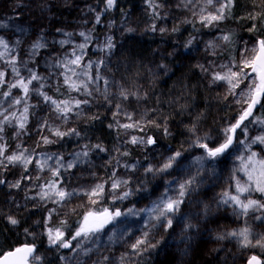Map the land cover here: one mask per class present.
Segmentation results:
<instances>
[{
  "label": "trees",
  "instance_id": "16d2710c",
  "mask_svg": "<svg viewBox=\"0 0 264 264\" xmlns=\"http://www.w3.org/2000/svg\"><path fill=\"white\" fill-rule=\"evenodd\" d=\"M12 1L0 0V8H5L9 4L4 15L0 13V33L7 38L14 48V52L11 53L17 54V60L19 58L24 60V51L27 50L30 58V62H27V64L30 69L34 70L39 67H45L50 62L53 65L56 64L63 52L57 56V51L56 56H53L52 52L56 51V47L59 44L56 45L57 42L55 43L52 35L54 31L65 28L62 20L65 21L66 14H63V17L59 16V13L63 11L61 6L53 0H18L19 2L17 3L19 5L16 2L12 3ZM173 1L115 0L112 8H107L106 0H71V4L79 8L97 6L104 10V15L98 25L91 28L95 36L102 37L105 34L106 28L104 25L109 20L118 24L125 17L133 19V24L139 28L136 35L124 38L120 46L119 34L115 33L113 35L114 41L117 43L116 46L118 45L115 55V75L127 88L142 92L145 95L144 106L150 123L141 132L144 138H154L156 144L153 146L163 152L179 151L183 157H188V146L193 137V134H191L193 132L190 129L194 128L195 133L199 134L211 135V132L216 133L217 137L211 142L216 143L221 139L220 134L217 135V133L233 122L240 113L225 96V92L221 87L219 88V86L210 84L207 81L203 68L206 55L203 56L199 54L200 51L190 49L189 41L195 40L199 36L213 35L216 32L222 34L223 32L222 35L225 33L230 39L227 41L226 49L220 57L233 58L238 52L239 43L242 39L247 38L250 42L255 43L257 39L264 38V0H234L230 11L226 13L227 18L223 20L225 22L210 25L209 27L203 26L196 20H190V23L181 22L177 25L173 23L168 33L157 29L152 30L153 28L148 27L149 23H155L156 26L159 23V15L157 13L159 11L154 9V4L159 3L161 9H165V5L171 4ZM15 3L19 6L17 14L11 13V6ZM8 13L10 16L12 15V18H17L15 21L17 22V28L12 26V20L3 19ZM178 13L179 11L172 9V14ZM245 14L248 15L247 18L242 20ZM249 15L254 16L255 19L250 18ZM233 24L238 25L239 29H235L238 27ZM19 29H23V31ZM241 32L243 33L240 34ZM40 38H42L41 42L45 46L40 48L35 56H30L32 44ZM17 41H19L18 44ZM173 46L174 48L179 46L178 50L174 49ZM65 50L67 51L68 49L65 48ZM112 52H114V49ZM183 53L185 54L183 55ZM86 57L95 58L97 56L88 49ZM64 71L63 67H60V70L56 67V72L59 73L57 77H60L62 81L61 79H56L53 85H51L52 75H47L48 81L46 83L48 85L47 91L49 92L47 94L54 99L57 98L56 100L72 99L73 93L66 86L61 85L63 83V75H60V73ZM77 72L79 73L80 71L78 70ZM50 73L52 74V72ZM68 74L70 75V73ZM9 77L11 78V75L8 73L7 78ZM100 84L97 82L95 85L102 89ZM57 89L60 90L57 91ZM5 91H7V86L0 88V98ZM47 91L44 90V92ZM110 94H113L112 89ZM21 95V93L18 94V96ZM92 97L94 98L93 95ZM94 99L93 102H89L86 111L87 117L75 126L79 135L64 138L60 143L45 149H39L35 146L36 152H54L67 155L78 146H82L87 150L99 146L107 152L113 151L119 140L120 130L116 123L110 119L111 109L110 107L108 109L109 103L107 100L104 98ZM18 106H16V109ZM12 108L14 109V107ZM227 108H230V111ZM7 109L8 111L5 115L13 111L10 108ZM33 111L34 109L29 108L27 114L32 115ZM71 115L69 113L68 117ZM256 115L264 116V110L257 112ZM227 116L228 118L226 119L225 117ZM0 120V123L3 124V118ZM165 128H167V133H165ZM238 135L241 137L239 132ZM5 136L7 143L12 144L13 131L10 129L6 130ZM125 152L127 155H124ZM146 154V150L124 145L118 151V158L126 164L136 161L144 165L146 163ZM231 156L232 154L226 158L225 163H229L227 161H229ZM194 166L195 164L193 167L190 166L193 170L191 169L192 173L191 171H188L189 173L186 172L187 176L196 174L198 166H195L196 169H194ZM12 175L13 171L7 173V177ZM104 175L108 176V171ZM5 176V174L3 176L0 175V178ZM204 177L205 173L201 172L198 181L202 180L203 182ZM58 178V176H54L46 179L45 184L57 181ZM9 197L11 198L12 195L8 194L6 186L0 184V252H8L23 244H34L37 253L42 248L43 238H39L36 242H30L25 239L24 233L25 230L32 231L36 229L40 231L45 222L47 208H30L27 211L19 210L14 207L16 203L13 200H8ZM12 198H15V196ZM253 198L264 200L258 195H254ZM71 205L78 211L68 216L63 224L53 222L50 225L64 230V238L66 240L70 239L74 234L78 221L83 215L82 206H78L77 202L71 203ZM105 205L107 207L110 206L107 197H105ZM127 205L128 203H122L115 207L124 211ZM206 213L208 214L187 212L184 222L186 230L181 229L180 236L172 231L169 232L168 236L165 234L163 248L158 249L150 258L151 261L142 258L138 264H245L252 254L264 256V253L259 254L255 251L258 247L242 248L237 243L236 238L227 235L244 227L251 229L253 237L264 235V220H256L254 217L258 215L255 212L250 211L247 216L240 219L231 216L225 209L216 213ZM212 213L216 215L212 216ZM9 216L17 219L18 224L12 225L9 223ZM204 216L208 217L206 222L203 221ZM146 220L142 219L132 224L134 236L140 238L143 235V231L147 230L149 231L147 239H156L157 230L151 225H149L148 229H145ZM154 222L152 221L153 224ZM222 236L225 238L220 239ZM160 240L163 241V237ZM166 241L168 242L165 244ZM73 243L72 241V245ZM66 249L55 247L51 251L52 260L46 261L42 258V264H56L57 259L62 254L66 255L70 252Z\"/></svg>",
  "mask_w": 264,
  "mask_h": 264
},
{
  "label": "rangeland",
  "instance_id": "374dc122",
  "mask_svg": "<svg viewBox=\"0 0 264 264\" xmlns=\"http://www.w3.org/2000/svg\"><path fill=\"white\" fill-rule=\"evenodd\" d=\"M53 1L59 4L63 9V11L59 13V16L63 17V14H66V17L64 18L65 21L62 20V22H64L65 24V28L54 31L52 35L54 36L55 43L57 42L56 45L59 44L56 47V51H53L52 54L53 56H56V52L58 51V56L61 52H63L59 56L60 59L58 61H65L66 58H75L74 56H72L73 52H75L77 55H81L82 53V67L76 68L75 65H70L71 68H73L76 72L78 70L81 72L84 70V66H86L88 63H91L92 68L87 69L89 75H95L97 68L99 69V73L103 77V79L100 80V82L98 83H101L100 85L102 89H100L96 85H90V87L93 88L92 95L94 96V98H104L107 100V102L109 103L108 109L109 107L111 109L110 119L114 121L117 127L119 128L120 137L118 142L116 143L115 149L111 152H107L104 149L103 151H101V147L97 146L92 148L91 150H87L82 146H78L70 154L67 155L54 152H36L35 146H37V148L39 149H45L47 147H52L60 143L64 138L74 136L75 134L66 135L62 138L57 137L53 134L51 130H76V124L87 117L86 111L89 106V103L86 105H81L79 109L73 108V112L70 113L72 115L68 117L67 120H65L63 117H58L57 113L54 111V107L49 104H46L43 101V97L37 95L35 92L30 93V98L26 100L28 109L31 108L34 109V111L32 115L26 114L28 119L25 122L24 129H20L17 126L15 120H12L11 123L7 124L0 123V127H3V131L0 132V145H3L6 149L5 154H19L20 151L27 150L25 152V155L30 156L33 161L32 163L27 165V171H25L24 166L20 164L9 165L7 169L0 168V175H6L2 179L7 182L4 185L7 188L8 194L12 195V197L15 196V198L9 197L8 200H13L14 203H16L14 207L19 210L27 211L30 208H47L45 222L43 223L42 228H40V231L34 229L32 231H25L24 233L25 239H28L30 242H36V240H38L39 238H43L42 248L37 252V254L40 256V260L36 261L35 264H42V258H44L46 261L52 260L51 251L55 249V247L50 246L47 231L49 227H52L50 225L53 222L62 224L61 222L64 223L68 216L78 211V209L74 208L71 203L77 202L78 206H82V214L86 213L90 208L94 210L102 206L101 204L92 205L89 202V198L84 195L86 191L95 187V185L99 183L106 182L105 197H107L110 205L108 207H115L116 205L122 203H128L125 210L122 212H128L129 209H132L133 211L137 212L138 215L122 216L121 218H119L118 221L114 222V224L108 225L104 228L102 233L98 234L100 238L96 243H91L89 240L84 242L79 248H77V241L73 240V248H75L76 250L73 251V248H67L66 250L70 252L66 255L62 254L60 258L57 259L56 264H138L139 260L142 258H146L147 261H151L150 258L158 251V249L163 248L165 234L168 236L169 232L172 231L180 236L181 229L186 230V228L184 227L185 215H187V212L189 211H191V213L197 214V212H200L202 214L204 213L207 215L208 213L206 212L216 213L217 211L225 209L230 213L231 216H235L237 219L244 217L236 214L239 209H234L229 205H224L220 203L221 194L224 191H234L236 179L244 177L243 170L241 169V161L237 157L246 155V152L244 151L243 145L236 144L233 146L232 149L229 150V153H226L224 156L218 158L217 161L211 162L215 165V167L209 166L208 163L205 164V169L204 171H202L205 173L203 182L200 183L198 181V183L195 185L196 190L190 192L189 195L185 197V203L181 205L180 212L177 213L175 218L173 219L172 227H155V230H157V238H150L149 240L155 246L148 247V249L146 251H143L140 255L132 254L131 245L135 243L137 239V237L134 236L135 234L132 229V224L137 223L142 219H147L145 212L142 210L150 208L155 201L159 200L161 196L164 195L165 191L169 189L170 186L174 189L176 187V181H182L186 177H188L186 175V172L191 171L192 173V167L194 165L195 157L200 155L202 150L196 147H192L194 133H191L193 134V137L188 146V157H183L181 155V157L177 161V164L174 165L172 169H169L168 172L159 173L155 175H153V173L146 172V168L149 165L154 167L160 165L163 161L167 159L168 156L173 155L175 151H170L167 153L161 151V149L154 147L153 145L145 146L141 144H132L130 142L133 136H136L138 138L144 137L141 132L149 125L150 122L148 121L144 106L145 95L142 92L140 93L139 91L127 88L115 75L114 65L116 63L115 55L118 45L116 46L117 43L114 41L115 38L113 35L115 33L119 34L121 41L119 42L120 46L124 38L136 35V33H138L139 31V28L135 24H133L134 21L132 18L125 17L118 24L113 22L112 20H109L104 25L106 28L105 34L102 37L95 36L91 28L98 25V23L96 22V17L97 15H99L101 19L104 15V10L100 9L97 6H90L85 8L72 6L71 0ZM13 2L17 3L19 1L13 0L12 3ZM16 3L11 6V13L13 14H17V10L19 7V3H17L18 5ZM157 5H159V3L154 4V9L159 11L157 12L159 15V23L157 26L155 23H150L147 26L153 28L152 26L154 25L155 29L159 31L163 28L165 29V31L163 32L167 33L170 31L173 23L177 25L181 22L190 23V20H196L198 23L202 24L201 16L207 15L209 12H214L215 7V4L213 6H207L206 0H192V3H188V0H174L171 4L166 5L165 9H161L160 5L159 7H156ZM6 7L0 8V13L2 15H4ZM201 8H204L203 13L201 12L202 14L200 13ZM172 9H174L175 11H179V13L175 15L172 14ZM247 16L248 15L245 14L242 20H245ZM249 17L251 18L253 16L249 15ZM3 19H6L7 21L12 20V26L14 28L18 27L16 24L17 22H15L17 18H12V15L10 16L9 13L6 14ZM223 20L219 21L218 23H222ZM214 24L217 23L214 22L210 25ZM202 25L205 26L204 24ZM210 25L205 27H209ZM128 29H131V31H129ZM81 32L85 33V35L89 37L87 41H85L84 37L80 35ZM1 34L2 33H0V37L5 39L9 43L7 38ZM221 35L222 34L216 32L213 35L199 36V38L196 37L195 40L191 41L189 48L200 51L199 54L203 56L206 55L205 65H203V68L207 81L213 85H217V83H219L218 86H220L224 90L225 96L240 112L242 106L236 104L234 98L228 94V86L223 82L213 83L211 79V73L214 71H221V65H228L229 63H238L241 58V55L246 54L244 53V49H251V47L255 43L250 42V40H248L247 38L242 39V41H240L239 43V49L237 54L233 58H228L226 62V58L223 59L219 57L225 51L227 46V41H222V39H219L220 37L224 36ZM108 37H111V43L113 45L111 49H108L106 47V41ZM218 39L221 42H218ZM212 40H214V42H212ZM61 41H64V43L62 44ZM222 42H224L225 44ZM210 43L211 45L214 43L215 46L212 48L209 47ZM219 43L221 45L217 46V44ZM81 44L85 45L83 49L79 47V45ZM9 46L12 49V52H14V48L10 43ZM89 47L91 52L94 53L97 57H86V51L89 49ZM65 48L68 50L66 51ZM113 49L114 52H112ZM0 51H2V49H0ZM7 55L8 54H6V57ZM10 55L16 56L17 54L11 53ZM215 59L216 61H220L223 64L216 62ZM18 61L30 62L27 50L24 51V60L22 58H19ZM0 62L3 63H0V69L5 70L11 75V78H7L10 83L14 79L11 73V69L9 65L4 63L3 61ZM225 62L228 64H226ZM218 63L221 65L218 66ZM18 66L21 67L22 74L27 76V70L19 64ZM27 68H29L28 64ZM57 68L60 70V67ZM38 69L35 71L40 76L46 78L45 87L43 91L48 88V85L46 83V81H48L47 75H52L51 85L54 84V80L61 79L60 77H57V74L59 73L56 72V67H53V64L51 62L49 65L42 68L39 67ZM205 69H207L208 71H205ZM223 70L226 71L227 69ZM50 72H52V74ZM104 80L108 81L107 85H105ZM61 85L66 86L64 84V76L63 83ZM243 87L244 85L242 84L241 88ZM111 89L113 90L112 95L110 94ZM11 91L12 96L9 97L8 100L12 99L13 97H19L18 94L21 93L20 90L17 88H13ZM69 91L72 90L69 89ZM121 91L127 93V99H124V97L120 95ZM237 91H239V89H237ZM72 93V98H77L81 100L88 99L90 103L95 100L92 95L84 96L75 91H72ZM8 100H6L4 96L0 98V112H4V114L7 113L5 112V108H9ZM16 106L17 105L14 106V109H16ZM23 107L24 104H21L16 110H14L12 107L10 109L13 110L12 112L16 113L17 117H19L23 112ZM76 113H79V115H77ZM129 115L132 117L131 120L128 119ZM0 119L2 118L0 117ZM9 119L11 120L12 117L9 116ZM44 122L47 123L44 127H42L41 125L44 124ZM123 124H134V127L125 129L121 127V125ZM8 129L12 130L14 134L12 144H8L6 141L5 131ZM260 131L261 129L257 125H249V137L255 136ZM220 133L221 131H219L217 135ZM195 135L200 137H209L210 142H213V140L217 137L216 133L214 132H211V135H206L204 133H195ZM43 137H47L51 142L45 144L42 139ZM240 138L244 139L242 134ZM124 145H130L135 148L146 150V163L144 165H141L136 161L128 164L122 162L118 158V151L121 150ZM252 149L254 151H257L261 155H264V149L258 147L257 145H252ZM85 151L88 152V155L86 157L81 156L79 158V161L76 162L75 166L72 168L66 169L64 167H60L57 164L58 158L60 159V164L66 165L67 163L76 160L77 153H82ZM230 154H232V156L231 158H229V161H227L229 162L227 164L225 163L226 158ZM46 158L47 163L45 164L43 170H41L38 165L44 164ZM125 165H136V167L134 169H130L128 167H125ZM195 166L198 165L195 164ZM195 166L194 169H196ZM57 169H59V178L57 180L58 187L63 188L67 192L75 193L62 204H56L50 199L41 200L38 195L41 191H48V188L46 187V185L48 184H45V180L57 176L54 175V172ZM9 171H13V175L7 177V173ZM107 171L108 176H105L104 174ZM113 171H115L116 176L119 179L128 180V185L126 187L127 190L131 191L132 194L124 200L117 199L113 202L114 195H117L118 193H112L108 191V186L111 184L110 174ZM22 176L30 177V179L22 180ZM244 179H246V177H244ZM17 181H20L19 188H14L10 186L11 184L16 183ZM241 182L243 183L244 180H241ZM199 187L201 188L199 189ZM123 190L124 188H122L120 191L122 192ZM168 195L174 196L175 191H168ZM254 195L260 196L259 193H255ZM262 198L264 199V197ZM103 206H106L105 198ZM50 209H55V211L52 213L51 220L48 219ZM255 213L260 216L264 214V210L257 211ZM214 215L216 214H213L212 216ZM207 218V216H204L203 221L206 222ZM61 231H63L65 234L64 230L61 229ZM121 232H123V236L120 235ZM109 236L113 237L111 241H109L108 239ZM162 237L163 241L160 240L162 239ZM167 242L168 241H166L165 244ZM87 249H91V251H87V253L85 254V250ZM255 251H257V253L259 254L264 253V249H261L259 247ZM61 257H64L65 259L62 260ZM105 257H108V259L105 260ZM122 257H124L123 260L121 259Z\"/></svg>",
  "mask_w": 264,
  "mask_h": 264
},
{
  "label": "snow or ice",
  "instance_id": "6c2138e0",
  "mask_svg": "<svg viewBox=\"0 0 264 264\" xmlns=\"http://www.w3.org/2000/svg\"><path fill=\"white\" fill-rule=\"evenodd\" d=\"M188 3H192V0H188ZM234 0H206L207 6H213L214 12H209L207 15L201 16V23L205 26L218 23L219 21L227 18V11H230ZM115 4V0H106L107 8H112ZM156 7H159L157 5ZM204 9H201L203 13ZM255 19V17H251ZM96 22H100V17L97 15ZM6 26V25H4ZM254 27V26H253ZM23 31V29H19ZM131 31V29H128ZM155 26L153 25V29ZM175 30V29H174ZM160 31H165V29H160ZM81 36L84 37L85 41L89 39L85 33L81 32ZM224 41H228L230 37L224 35L220 37ZM42 38L38 39L32 44L31 56H35L38 50L45 45L41 42ZM19 41H17V44ZM63 44L64 41H61ZM191 43V41H189ZM81 49L85 47L84 44L79 45ZM106 47L111 49L113 47L111 43V37L107 38ZM209 47H214V45H209ZM0 61H3L9 65L11 73L14 79L9 83L7 79L8 73L5 70L0 69V88L7 86V91L3 92V96L6 100L12 96V89L17 88L21 92V96L13 97L8 100V107H14L15 105L24 104L23 112L21 116L17 117L15 112H11L9 115L12 119H9L8 115L4 112H0V117L3 118V123H11L15 120L17 126L20 129H24L25 122L27 121L28 106L26 100L30 98V93L35 92L37 95L43 97V101L54 107V111L57 113L58 117H63L65 120L68 118V114L73 112V108L79 109L81 105H86L89 103L88 99H77L72 98L71 100H56L50 97L46 92L43 91L45 87V77L40 76L34 69L27 68L26 61H18L15 55H10L12 49L9 43L0 37ZM244 53L238 63H229L228 65H221V71H214L211 73L212 82H223L228 86V94L231 95L235 103L241 105V111L239 115L234 119L233 122L229 123L226 127L221 129V139L216 143H211L209 137H200L195 135V129H190L194 133V138L192 140V147L201 149V154L195 157L194 164L199 167L196 169L195 175H189L182 181H176V187L173 189L171 186L167 189L163 196L157 201H155L152 206L148 209L142 211L145 212L147 220L145 221V229L151 227H166L171 228L173 225V219L176 214L180 212L181 205L185 203V197L189 195L190 192L195 191V185L198 183V177L201 172L205 169V164L208 163L209 166L215 167L211 162L217 161L218 158L229 153V150L233 148L234 145H243L246 155L238 156L237 158L241 161V169L243 170L244 177L236 179L234 191H224L221 194L220 203L224 205H229L234 209H239L236 213L239 216H247L249 212H257L264 210V200L253 198L255 193H259L261 197H264V155H261L257 151L252 149V145H257L258 147L264 149V116L256 115L257 112L264 110V38H259L256 40L255 44L251 49L245 48ZM6 54L7 57H6ZM74 59H65V61H58L53 67H63L64 72L60 75L64 76V84L72 91L78 92L84 96H91L93 88L90 85H95L97 82L103 79L97 68L95 75H89L87 69L92 68V64L88 63L84 66V70L77 73L70 65H75L76 68H81V55H77L75 52L72 53ZM102 63V62H101ZM23 66L28 75L25 76L21 72V67ZM223 69H227L224 71ZM205 71H208L205 69ZM70 73V75L68 74ZM76 77V79H73ZM86 77V79H85ZM35 82V84H34ZM105 85L108 81L104 80ZM244 85L241 88V85ZM239 89V91H237ZM98 90V89H96ZM59 91V89H57ZM121 96L124 99L128 98L126 92L121 91ZM8 109L5 108V112ZM79 115V113H76ZM128 119L131 120L132 117L129 115ZM47 122H44L41 126L44 127ZM154 123V122H153ZM257 125L261 131L255 136L249 137V125ZM121 127L125 129L133 128L134 124H123ZM3 131V127H0V132ZM53 134L57 137H63L66 135H79L75 129H70L69 131H60L59 129L51 130ZM238 132L242 134L244 139H241ZM165 133H167V128H165ZM43 142L45 144L51 141L47 137H43ZM132 144L141 145H154L156 140L152 137H136L133 136L130 141ZM99 147V146H97ZM103 151V149H100ZM27 150H22L17 153L5 154L6 149L3 145H0V168L7 169L9 165L20 164L23 165L25 171H27V165L32 163L30 156H26L25 152ZM88 152H82L76 154V160L69 162L66 165L60 164V159H57V164L60 167L72 168L75 163L79 161L81 156L86 157ZM124 155H127L125 152ZM182 153L177 151L173 155L167 157L158 166L149 165L146 168V172L159 174L168 172L172 169L174 165L177 164L178 159L181 157ZM47 163V158L44 164H39L41 170H43L45 164ZM119 163V162H118ZM130 169H134L136 165H125ZM54 175L59 176V169L54 172ZM22 180L30 179V177L22 176ZM111 184L108 186V191L112 193H118L114 195L113 202L115 200H124L132 193L127 190L128 180L119 179L116 176L115 171L110 174ZM241 180H244L242 183ZM202 183V181H199ZM7 183L4 179L0 178V184ZM106 183V182H105ZM105 183H99L95 187L89 189L84 193L89 198V202L92 205L101 204L102 206L97 209H89L84 213L81 219L78 221V227L76 228L74 234L70 239L66 240L64 238V232L60 228L49 227L47 231V236L49 244L52 247L57 248H73L72 241H77L76 247L79 248L84 242L89 241L91 243H96L99 240V233H102L104 228L108 225L114 224L122 216L128 215H138L137 212L129 209L128 212H122L118 207H106L103 206L105 198ZM171 185V182H170ZM14 188L20 187V181L10 185ZM48 191L39 192V198L41 200H52L56 204H62L64 201L68 200L75 193L67 192L63 188L58 187V181H52L46 185ZM124 188L121 192L120 190ZM168 191H175L174 196L168 195ZM55 209L49 210L48 219H52V213ZM256 220H264V214L254 217ZM9 223L12 225L18 224L17 219L12 216L8 217ZM152 221H155L153 224ZM63 224V222H61ZM191 227V225H189ZM27 232V230H25ZM123 236V232L120 233ZM149 231H143V235L137 238L135 243L131 245V250L133 255H140L143 251H146L148 247H154L151 241L147 239ZM230 237L236 238L237 243L242 248L249 247H259L264 249V235L252 236L251 229L249 227H244L239 231H232L227 234ZM225 237H220L224 239ZM109 241L113 239L112 236L108 237ZM76 249L73 248V251ZM91 249L85 250V254ZM61 259H65L61 257ZM105 260L108 257L104 258ZM122 260L124 257L121 258ZM40 260V256L36 253V246L34 244H23L16 247L8 252H0V264H35L36 261ZM246 264H264V256L252 254L246 261Z\"/></svg>",
  "mask_w": 264,
  "mask_h": 264
},
{
  "label": "bare ground",
  "instance_id": "6f19581e",
  "mask_svg": "<svg viewBox=\"0 0 264 264\" xmlns=\"http://www.w3.org/2000/svg\"><path fill=\"white\" fill-rule=\"evenodd\" d=\"M165 6H166V5H165ZM201 9H202V8H201ZM203 9H204V8H203ZM160 11H161V10H160ZM200 13H201V11H200ZM201 14H202V13H201ZM236 18H238V17H236ZM226 21H227V20H226ZM246 21H247V20H246ZM224 22H225V21H223V23H224ZM227 22L229 23V21H227ZM227 22H226V23H227ZM234 23H235V22H234ZM149 24H150V23H149ZM231 24H232V23H231ZM233 25L236 26V27H238V25H235V24H233ZM233 25H232V26H233ZM244 27H245V26H244ZM244 27H243V28H244ZM225 29H226V28H225ZM235 29H239V27H238V28H235ZM226 30H227V29H226ZM240 30H241V29H240ZM242 33H243V32H241L240 34H242ZM222 34H223V32H222ZM224 35H225V33H224ZM226 35H227V34H226ZM221 36H222V35H221ZM219 37H220V36H219ZM219 39H220V38H219ZM219 39H218V42H221ZM201 41H202V40H201ZM204 41H205V40H204ZM215 41H216V40H215ZM222 41H223V40H222ZM210 42H211V41H210ZM212 42H214V40H212ZM185 43H186V42H185ZM202 43H203V42H202ZM216 43H217V42H216ZM222 43H224V42H222ZM170 44H171V43H170ZM172 44H173V43H172ZM176 44H177V43H176ZM179 44H180V43H179ZM179 44H178V45H179ZM210 44H211V43H210ZM210 44H209V45H210ZM213 44H214V43H213ZM213 44H212V45H213ZM224 44H225V43H224ZM224 44H223V46H224ZM218 45H221V44L219 43V44H217V46H218ZM174 46H175V45H174ZM174 46H173V48H174ZM214 46H215V44H214ZM217 46H216V47H217ZM167 47H168V46H167ZM170 47H172V46H170ZM170 47H169V49H170ZM178 47H179V46H178ZM178 47H176V48H174V49H177ZM173 48H172V49H173ZM180 48H181V46H180ZM180 48H179V49H180ZM200 48H201V47H200ZM211 48H212V47H211ZM217 48H218V47H217ZM217 48H216V49H217ZM89 49H90V47H89ZM203 49H204V48H203ZM220 49H221V48H220ZM177 50H178V49H177ZM182 50H183V49H182ZM199 50H200V49H199ZM213 50H214V48H213ZM169 51H171V50H169ZM180 51H181V50H180ZM174 52H175V51H174ZM174 52H173V53H174ZM182 52H184V51H182ZM202 52H203V51H202ZM185 53H186V51H185ZM185 53H183V55H184ZM214 53H215V52H214ZM89 54H90V53H89ZM174 54H176V53H174ZM212 54H213V53H212ZM178 55H179V54H178ZM214 56H215V54H214ZM219 57H220V56H219ZM226 57H227V56H226ZM217 59H218V58H217ZM219 59H220V58H219ZM223 59H224V58H223ZM226 60H228V59L226 58L225 61H226ZM215 61H216V59H215ZM216 62H219V63L223 64V63L220 62V61H216ZM223 62H224V61H223ZM226 62H227V61H226ZM226 62H225V63H226ZM0 63H1V62H0ZM219 63H218V64H219ZM1 64H3V63H1ZM218 64H217V65H218ZM221 64H219L218 66H220ZM226 64H228V63H226ZM215 65H216V64H215ZM224 65H225V64H224ZM1 67H2V66H1ZM124 75H125V74H124ZM125 77H126V76H125ZM123 78H124V77H123ZM140 79H141V78H140ZM59 80H60V79H59ZM141 80H142V79H141ZM138 82H139V81H138ZM140 82H141V81H140ZM144 84H145V83H144ZM218 84H219V83H217V86H218ZM219 88H220V86H219ZM45 90L47 91V89H45ZM59 90H60V89H59ZM215 90H216V88H215ZM46 93H49V92L47 91ZM71 93H72V91H71ZM58 97H59V96H58ZM56 99H57V98H56ZM62 99H63V98H62ZM230 99H231V98H230ZM42 103H43V102H42ZM227 106H228V105H227ZM227 109H228V108H227ZM48 110H49V109H48ZM228 110L230 111V108H229ZM227 113H229V112H227ZM231 113H233V112H231ZM229 115H230V113H229ZM225 118L227 119L228 116L225 117ZM225 118H224V119H225ZM226 119H225V120H226ZM180 214H181V213H180ZM177 219H178V218H177Z\"/></svg>",
  "mask_w": 264,
  "mask_h": 264
},
{
  "label": "water",
  "instance_id": "95a60500",
  "mask_svg": "<svg viewBox=\"0 0 264 264\" xmlns=\"http://www.w3.org/2000/svg\"><path fill=\"white\" fill-rule=\"evenodd\" d=\"M246 264V263H245Z\"/></svg>",
  "mask_w": 264,
  "mask_h": 264
}]
</instances>
